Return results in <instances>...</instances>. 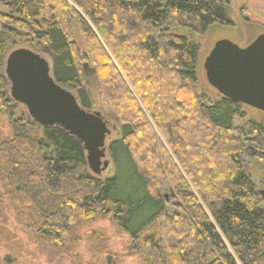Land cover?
I'll use <instances>...</instances> for the list:
<instances>
[{
    "label": "trees",
    "instance_id": "16d2710c",
    "mask_svg": "<svg viewBox=\"0 0 264 264\" xmlns=\"http://www.w3.org/2000/svg\"><path fill=\"white\" fill-rule=\"evenodd\" d=\"M229 3L0 0V113L13 132L11 140L0 142V168L9 192L34 205L38 234L53 248H70L75 224L110 217L134 243L162 221L159 236L144 237L148 264H264V198L243 160L244 139L264 151V127L249 122L236 128L242 105L223 97L209 103L198 94L199 47L179 32L201 37L214 25L228 24ZM74 25L87 54L74 42ZM22 35L49 51L56 82L77 91L87 111L95 101L80 64L93 60L98 66L102 98L124 125L123 138L108 144L112 176L90 174L83 145L63 129L15 116L5 59L7 39ZM144 109L152 123L133 124ZM165 188L177 197L174 215L161 195Z\"/></svg>",
    "mask_w": 264,
    "mask_h": 264
},
{
    "label": "rangeland",
    "instance_id": "374dc122",
    "mask_svg": "<svg viewBox=\"0 0 264 264\" xmlns=\"http://www.w3.org/2000/svg\"><path fill=\"white\" fill-rule=\"evenodd\" d=\"M227 10L228 24L212 26L206 35L198 37L186 30L179 31L190 40L196 42L199 47L197 76H198V94L204 97V100L213 103L222 99V96L208 82L204 69L205 61L208 58L215 45L220 41H229L242 49L247 48L257 38L264 35V0H229ZM70 4L74 6L72 2ZM6 11L5 9H1ZM9 54L18 49H28L39 54L51 62L52 56L46 48L30 45L28 38L22 35L19 38L7 39ZM104 49L109 52L110 61L114 63L117 69L122 72L117 61L111 56L108 46L100 39ZM74 42L80 49L82 55L88 53L87 42L77 25H74ZM9 54L6 56L5 64ZM97 65L92 61L83 60L80 64L83 80L89 86L95 106L90 112H98L106 121L111 129L108 142L123 138L124 125L115 115L113 110L106 107L100 90V82L97 75ZM53 68V66H52ZM99 69V68H98ZM124 76V75H123ZM6 78V75H5ZM125 78V77H124ZM7 79V78H6ZM130 90L135 95V90L127 78H125ZM9 95L10 83L8 82ZM77 98V91L70 90ZM11 97V95H10ZM15 116L23 117L32 122L27 109L14 103ZM145 116L134 121L133 124L140 125L143 122L152 123L147 112L143 110ZM242 117L236 119L235 127L241 128L249 122H254L264 127V113L251 107L242 105ZM182 116L180 120L184 123ZM185 128V127H184ZM157 138L160 139L165 148L171 152L168 144L164 141L161 133L156 128ZM186 134V133H185ZM184 137L187 139V134ZM13 132L6 115L0 113V142L11 140ZM244 153L243 160L256 184L258 192H264V162L261 161L263 154L262 147L250 141L243 140ZM106 160L111 162V166L98 178L104 180L114 174V165L109 157ZM174 161L179 164L177 159ZM4 164V161H2ZM181 173L189 185L190 190L198 196L193 186L191 178L179 165ZM0 168V264H148L146 254L143 250V241L145 236L160 235L162 221L158 222L145 234L142 240L134 243L120 228L115 224L112 218L99 217L95 220L79 222L72 228V235L75 242L70 248L64 251L53 248L38 234L36 222V211L30 199L23 194H14L10 191V186L4 181V175ZM90 174H93L89 171ZM94 175V174H93ZM96 176V175H94ZM167 204L169 214H175L178 207L177 197L170 188H165L161 192ZM204 208H206L204 206ZM207 210V209H206ZM112 262V263H111Z\"/></svg>",
    "mask_w": 264,
    "mask_h": 264
},
{
    "label": "water",
    "instance_id": "95a60500",
    "mask_svg": "<svg viewBox=\"0 0 264 264\" xmlns=\"http://www.w3.org/2000/svg\"><path fill=\"white\" fill-rule=\"evenodd\" d=\"M209 84L228 100L264 113V35L242 49L218 42L205 61ZM12 100L24 106L34 123L58 127L84 147L90 171L101 176L111 166L108 137L111 129L102 115L81 107L77 97L56 82L51 62L34 51L11 52L5 64ZM264 198V192H261Z\"/></svg>",
    "mask_w": 264,
    "mask_h": 264
}]
</instances>
